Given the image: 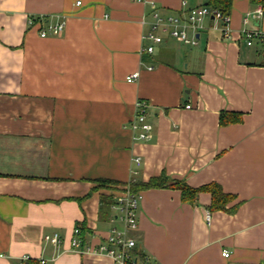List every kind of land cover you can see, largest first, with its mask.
Returning a JSON list of instances; mask_svg holds the SVG:
<instances>
[{
  "label": "crops",
  "instance_id": "crops-1",
  "mask_svg": "<svg viewBox=\"0 0 264 264\" xmlns=\"http://www.w3.org/2000/svg\"><path fill=\"white\" fill-rule=\"evenodd\" d=\"M183 1L207 5L0 0V264L26 256L116 264L75 250V228H85L84 245L96 247L119 224L114 203L102 198L116 200L131 181L163 173L192 187L219 184L231 198L226 209H212L208 190L196 202L182 200L177 188L140 190L131 232L140 260L264 264V44L255 37L248 45L242 34L245 27L264 32V15L245 25L256 5L233 0L228 35L210 16L196 44L165 34L144 52L152 4L169 14ZM61 16L64 31L41 37L40 28ZM135 71L138 79L128 82ZM138 99L148 102L154 123L148 141L134 140L128 127ZM224 113L235 120L221 122ZM55 232L58 243L45 240Z\"/></svg>",
  "mask_w": 264,
  "mask_h": 264
},
{
  "label": "built area",
  "instance_id": "built-area-1",
  "mask_svg": "<svg viewBox=\"0 0 264 264\" xmlns=\"http://www.w3.org/2000/svg\"><path fill=\"white\" fill-rule=\"evenodd\" d=\"M153 11L151 12V19L144 20V23L149 24V29L144 33L143 39L148 43L143 47L144 52L153 53L155 46L163 42L165 34L185 43L196 44L197 34L204 28V20L207 17H213L222 22V30L225 35L229 34V14H224L221 10L208 6L199 5L194 7H187V2L183 1L184 7L177 13L164 14L159 11L155 3L152 4ZM264 15V6L258 5L254 9L248 11L243 22L245 25H251L254 20H260ZM34 22L33 19L30 20ZM66 26L65 16H61L56 22H48L45 26L40 28V36H57L60 35ZM190 31L193 32L190 35ZM242 34L247 38V44L252 45L255 37L259 38L264 44V32L260 31L258 27L243 28ZM149 68H152L150 66ZM139 77V71L132 72L126 76L128 82H133ZM191 108V104L186 105ZM149 104L143 99L136 101V112L133 120L128 126L132 131V137L136 141H148L153 138L154 123L150 119ZM137 164H140L141 158H135ZM133 182V181H131ZM131 182L123 189L122 193L117 197L113 204V208L117 210V215L113 217L119 221V224L113 226L105 240H103L96 247L85 246L81 237V230L76 227L71 244L75 250L84 252L86 250L94 253H104L113 258L116 264H151L148 260H140V257L135 253L136 240L131 235V232L138 228V207L141 198L140 191H133L130 188ZM209 217V216H208ZM45 240L53 243L60 241V234L55 232L53 234H46ZM225 257L230 255L228 250L222 253ZM26 256L20 264L29 260ZM40 264H46L44 258L39 259Z\"/></svg>",
  "mask_w": 264,
  "mask_h": 264
},
{
  "label": "trees",
  "instance_id": "trees-1",
  "mask_svg": "<svg viewBox=\"0 0 264 264\" xmlns=\"http://www.w3.org/2000/svg\"><path fill=\"white\" fill-rule=\"evenodd\" d=\"M252 4L263 5L264 0H250ZM233 0H207V5L221 10L224 14H230L232 8ZM225 113L221 115V122L228 123L232 122L235 119L231 117H225ZM109 182L110 181H104ZM162 187H171L181 190L182 200L189 202H196L197 195L202 190H208L212 193V209L223 208L226 209L225 204L230 200L231 195L224 193L221 186L216 183H211L208 185L200 187H192L186 181L182 179L172 180L165 173L150 178L148 181H133L130 184V188L133 191H140L149 188H162ZM113 197H103L102 202L106 205H111L115 202ZM237 204L234 205L229 211H233L236 208ZM228 210V209H227ZM81 230L82 240L85 239V228L81 225L79 226ZM24 264H40L37 259H29Z\"/></svg>",
  "mask_w": 264,
  "mask_h": 264
},
{
  "label": "rangeland",
  "instance_id": "rangeland-1",
  "mask_svg": "<svg viewBox=\"0 0 264 264\" xmlns=\"http://www.w3.org/2000/svg\"><path fill=\"white\" fill-rule=\"evenodd\" d=\"M190 46H187V48H189Z\"/></svg>",
  "mask_w": 264,
  "mask_h": 264
}]
</instances>
